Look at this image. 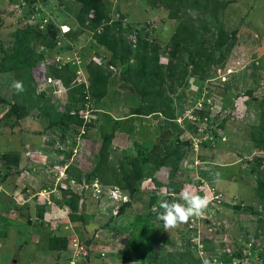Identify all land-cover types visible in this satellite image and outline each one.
Listing matches in <instances>:
<instances>
[{
  "label": "rangeland",
  "instance_id": "374dc122",
  "mask_svg": "<svg viewBox=\"0 0 264 264\" xmlns=\"http://www.w3.org/2000/svg\"><path fill=\"white\" fill-rule=\"evenodd\" d=\"M63 1L62 5L57 0L24 5L21 0H0V57L10 50V34L21 24H30L42 33L51 25L56 31L53 47L46 51L35 48L41 59L32 75L36 94L41 100L50 99L53 109L59 110L66 102L65 88L59 81L47 78L44 67L51 62L56 66L68 65L75 71V82L80 83L85 80L84 67L89 61L104 67L109 56L88 32L74 35L71 13L77 7L71 3L70 13L66 10L70 3ZM199 1L203 5L200 16L193 10L191 14L179 13L178 20L168 19L167 9L151 8L147 0L107 2L110 19L119 17L122 27L128 29L127 41L134 44L136 36H140L157 47L159 61L165 64L164 46L177 23L187 20L196 27L202 21L209 24L211 7L228 1L219 18L225 30L236 32L235 46L220 59L209 79L187 76L190 96L173 100L176 112L181 104L190 101L189 97L205 103L210 115L197 132L193 133L183 116L176 119L179 125L187 123L180 130L176 124L163 125L158 116L131 114L141 101L121 82L119 68L106 67L111 76L105 97L79 109L90 125L69 130L61 138L49 130L46 119L37 110L20 120L3 118L13 100V76L0 74V156L16 157V165L9 169L0 166V264H153L166 251L185 250L200 255L202 262L211 258L209 264H221L228 254L237 252L241 255L239 262L233 260L229 264H264V211L253 196L255 173L249 171L255 156H260L261 161L257 170H264V152L258 153L249 142L250 127H264V0ZM61 26H66L76 39H62ZM179 90L176 88V94ZM183 114L189 116V110ZM106 135H111V140L105 152H101ZM177 135L178 142L188 140V144L176 143ZM160 145L169 149L180 145L183 157L176 175L168 177L170 167L158 170L151 175L158 185L146 178L130 197L116 188H102L97 181L83 187L65 172L71 165L73 174L82 179L103 153L114 169L120 163L129 167L125 158H145L152 163L159 155L155 146ZM146 166L142 173L148 174L152 166ZM198 173L209 179L213 174L216 177L211 183L195 186ZM168 183L176 194L164 193ZM66 186L80 194L75 215L82 220L70 221L68 209L61 208L65 201L58 188ZM185 189L208 195V208L203 215L166 229L155 209L163 200L182 203L181 193ZM151 197L153 203H149ZM122 201L128 205L121 215H116ZM222 202L244 205L248 210L234 214ZM254 211L259 212L258 217L253 215ZM257 218L261 220L259 225ZM202 231L209 234L205 237L210 241L204 244V253L199 240ZM52 235L67 237L64 251L47 250V239Z\"/></svg>",
  "mask_w": 264,
  "mask_h": 264
},
{
  "label": "trees",
  "instance_id": "16d2710c",
  "mask_svg": "<svg viewBox=\"0 0 264 264\" xmlns=\"http://www.w3.org/2000/svg\"><path fill=\"white\" fill-rule=\"evenodd\" d=\"M67 1L70 5L72 3L73 6L77 7L76 11H72V13V5L66 9L73 15L74 35L78 36L83 31L88 32L93 41L109 53L104 67L92 60L89 61L84 67L85 80L76 83L75 71L69 68L68 65L56 66L51 62L45 66L47 78L59 81L65 88L67 96L61 110L53 109L50 99L41 100L36 94L32 70L39 65L41 59V56L36 55L35 48L40 47L46 51L48 48L53 47L55 41H57L56 31L51 25H47L46 31L43 33L37 29L35 30L30 24L19 25L10 34L12 38L10 50L0 57V74L12 73L13 81H22L25 90L17 93L11 86L13 100L7 106L3 118L20 120L25 118L30 111L37 110L39 115L46 119L49 130L60 134L61 138L64 133L74 128H87L90 122L83 118L79 109H83L82 107L86 103H97L105 97L111 76V71L106 70V67H108L110 70L119 68L121 82L125 87L131 89L141 101V104L131 114L136 112L141 116H158L164 122L163 125L176 124L181 128L180 130L187 123L182 122L179 125L176 119L183 116V121H187V125L192 126L193 133L199 130L200 124L210 115L205 103H199L189 97L190 101L186 105L181 104L182 108L179 109V112H176L173 100L186 99L188 95L190 96V89L185 82L187 76L197 77L200 80L212 76L214 68H217L221 63L220 59L235 46L236 32L225 30L219 18L228 1H220L211 7L208 12L209 24L202 21L196 27L191 21L178 22L166 46H164L167 56L165 64L159 61L157 47L148 44L140 36H136L134 44L127 41L125 34L128 29L122 27L120 18L111 20L109 17L108 0ZM21 2L24 5H32L37 0H21ZM57 2L60 5L64 4L63 0H57ZM147 2L151 8L162 6L167 9V17L171 20H178L179 13L186 12L188 14L189 9L194 10L198 16L203 12L201 11L203 5L199 0H147ZM187 67L189 70H187ZM176 88L180 90L184 88V90H179V93L176 94ZM172 95L176 96L172 98ZM188 110L189 116L184 115L183 111ZM200 131L206 132V129H200ZM110 140L111 135H106L99 151L105 152ZM175 141L181 145L188 144V140L178 142V135L175 136ZM249 142L251 147L258 153L264 152V127L262 125L250 127ZM159 147L155 146L159 155L152 163L147 162L145 158L144 160L125 158L123 160L128 161L130 166L127 167L120 163L119 168L114 169L110 163L107 164L106 154L103 153L99 155L98 161L92 169L83 173L82 179L81 175L73 174L72 170L74 168L71 165L66 167L65 172L70 173L69 177L73 178L70 177V179L76 184L82 183L83 187L90 186L93 181H97L102 188H116L123 195L126 193V196L130 197L137 191L138 184L146 178L153 184L158 185V182H154V178L151 176L158 170L170 167L168 177L176 175L178 163L183 157L180 145L173 146L171 149L165 145ZM251 161H253V166L249 164V171L255 173L253 196L259 201L261 210L264 211V178H262L264 170H257L261 162L260 156H255ZM145 163H147V166ZM10 165H16V157L1 155L0 166L5 170L9 169ZM145 166L147 168L152 166L148 174L142 173ZM205 177L204 173H200L195 186L211 183L210 180L215 179L216 176L215 174L211 175V179L208 176V178ZM58 189L65 201V206L59 201L57 204L62 205L61 208L66 207L68 209L69 220L72 222L82 220L80 216L75 215L80 194H76L68 186L65 188L59 187ZM171 190H173L171 185L166 184L164 193H167L166 195L177 193L175 190L169 192ZM154 193L152 190V196ZM214 193L219 196L217 200H221L220 195ZM153 201L154 199L151 197L149 203H153ZM223 204L224 206L227 205L232 213L235 212L234 214L245 213L248 210L244 205ZM127 205V201H122L115 214L121 215ZM253 215L258 217L259 212L254 211ZM256 220L259 225L261 223L260 218ZM214 232L215 228L212 227V233ZM208 233L210 232L208 231ZM208 235L202 231L199 236L202 253L205 252L204 244L210 242L205 237ZM67 241L66 236L52 235L47 239V250L64 251ZM192 245L195 247L194 243ZM219 246L221 245L219 244ZM240 258L239 252L231 253L228 254L225 260L220 262L221 264H229L233 260L239 262ZM201 260L200 255L197 256L189 250L181 252L166 251L158 256L153 264H203ZM207 260L210 263L212 259L207 258Z\"/></svg>",
  "mask_w": 264,
  "mask_h": 264
},
{
  "label": "clouds",
  "instance_id": "9594fccd",
  "mask_svg": "<svg viewBox=\"0 0 264 264\" xmlns=\"http://www.w3.org/2000/svg\"><path fill=\"white\" fill-rule=\"evenodd\" d=\"M189 13H192L191 9H189ZM11 86L17 93L25 90L23 82L19 80H14ZM181 200L182 203L178 201H160L158 208L155 209L158 219L163 221L166 229H174L182 223H187L193 216L203 215L210 203L208 195L201 196L189 189H185L181 193ZM161 209L162 211H160ZM203 264H209V261L204 259Z\"/></svg>",
  "mask_w": 264,
  "mask_h": 264
},
{
  "label": "water",
  "instance_id": "95a60500",
  "mask_svg": "<svg viewBox=\"0 0 264 264\" xmlns=\"http://www.w3.org/2000/svg\"><path fill=\"white\" fill-rule=\"evenodd\" d=\"M61 31L63 32V37L68 40H75V36L69 32V29L66 26L61 27Z\"/></svg>",
  "mask_w": 264,
  "mask_h": 264
},
{
  "label": "built area",
  "instance_id": "2783aa9c",
  "mask_svg": "<svg viewBox=\"0 0 264 264\" xmlns=\"http://www.w3.org/2000/svg\"><path fill=\"white\" fill-rule=\"evenodd\" d=\"M201 248V247H200Z\"/></svg>",
  "mask_w": 264,
  "mask_h": 264
}]
</instances>
